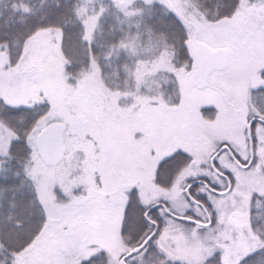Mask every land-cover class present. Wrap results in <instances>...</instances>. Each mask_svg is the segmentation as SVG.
<instances>
[{"label":"snow or ice","instance_id":"1","mask_svg":"<svg viewBox=\"0 0 264 264\" xmlns=\"http://www.w3.org/2000/svg\"><path fill=\"white\" fill-rule=\"evenodd\" d=\"M0 264H264V0H0Z\"/></svg>","mask_w":264,"mask_h":264}]
</instances>
